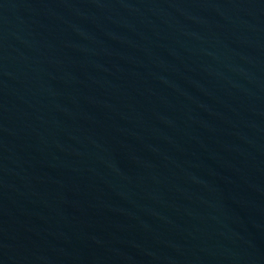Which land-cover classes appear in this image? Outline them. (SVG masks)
Wrapping results in <instances>:
<instances>
[{
  "label": "water",
  "instance_id": "water-1",
  "mask_svg": "<svg viewBox=\"0 0 264 264\" xmlns=\"http://www.w3.org/2000/svg\"><path fill=\"white\" fill-rule=\"evenodd\" d=\"M0 264H264V0H0Z\"/></svg>",
  "mask_w": 264,
  "mask_h": 264
}]
</instances>
